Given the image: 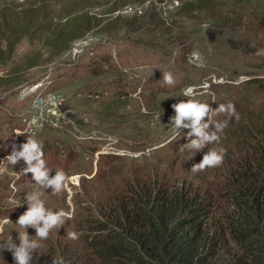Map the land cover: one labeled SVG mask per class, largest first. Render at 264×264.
I'll return each instance as SVG.
<instances>
[{"label":"rangeland","instance_id":"1","mask_svg":"<svg viewBox=\"0 0 264 264\" xmlns=\"http://www.w3.org/2000/svg\"><path fill=\"white\" fill-rule=\"evenodd\" d=\"M177 1L168 7L161 0H0V168L6 169L0 172V242L23 231L15 223L26 205L10 201H23L30 189L42 193L46 207L70 214L33 252V258L52 261L63 250L85 253L99 205L132 184L162 182L171 171L181 182L203 155L191 156L184 134L174 136L168 125L172 105L188 86L213 110L231 103L251 128L264 122V55H257L264 52V0ZM197 3L206 9L193 11ZM81 30L87 31L56 51ZM193 51L205 67L188 62ZM165 72L172 73L173 85L163 82ZM36 84L54 93L39 94L42 100L63 98L57 127H28L33 94L19 97ZM227 118L212 115L232 136ZM27 135L42 142L51 174L58 168L69 178L59 196L37 188L22 160L12 166L5 159ZM26 231L35 236L31 227ZM0 264H14L9 251L0 253Z\"/></svg>","mask_w":264,"mask_h":264},{"label":"trees","instance_id":"2","mask_svg":"<svg viewBox=\"0 0 264 264\" xmlns=\"http://www.w3.org/2000/svg\"><path fill=\"white\" fill-rule=\"evenodd\" d=\"M205 9L197 3L193 11ZM227 119L235 132L213 145L226 152L219 167L187 170L181 182L171 171L162 182L132 184L99 205L85 253L63 250V264H264V122Z\"/></svg>","mask_w":264,"mask_h":264},{"label":"clouds","instance_id":"3","mask_svg":"<svg viewBox=\"0 0 264 264\" xmlns=\"http://www.w3.org/2000/svg\"><path fill=\"white\" fill-rule=\"evenodd\" d=\"M257 55H264V52L258 51ZM188 62L194 64L195 67H205L204 58L198 51H193ZM215 79V78H214ZM247 77H241V80H246ZM162 80L165 84L173 85L175 80L171 72L163 73ZM222 82V81H220ZM206 87V85H205ZM199 93L195 86H188L183 89L177 103L172 105L174 114L169 119L171 130L175 135L183 133L187 139V143L183 146L191 151V156L197 152H201L205 148L207 151L203 153L199 163L192 166L191 170L203 171L207 168L219 167L224 160L226 154L225 149L218 145L220 134L226 127V122H217L212 120V115L217 113H226L229 118L239 119L235 107L231 103H221L213 110L208 102H202L197 99ZM23 99V97H20ZM45 105H51L55 108L63 103L62 97L55 95L47 96L43 101ZM44 110L41 109V112ZM50 114L55 115L51 109ZM43 119V116H33L28 122V127L38 125V122ZM210 125L212 127H210ZM55 126V125H54ZM181 129H188L186 133ZM43 144L37 138L31 135L26 136V142L19 146L13 144L12 151L5 158L12 166L19 161H23L26 165L22 171L24 174L31 173L33 183L37 188L51 189V193L59 196L67 188L68 177L62 169H55L54 175L51 174L53 169L46 166L44 160ZM6 169L0 168V172ZM42 193L35 189H30L25 192L23 201L13 202L15 207L26 205V210L18 217L16 225L23 231H17L16 240L6 239L0 242V253L7 250L12 254L14 264H31L33 252L40 248L41 241L47 240L52 229H59L63 226L66 219H70V214L63 209H52L45 206L41 199ZM31 227L35 230V236H30L26 229ZM67 237L70 239H78L79 234L71 231L67 232ZM18 241V243H17ZM52 264H63L62 257L52 259Z\"/></svg>","mask_w":264,"mask_h":264},{"label":"built area","instance_id":"4","mask_svg":"<svg viewBox=\"0 0 264 264\" xmlns=\"http://www.w3.org/2000/svg\"><path fill=\"white\" fill-rule=\"evenodd\" d=\"M161 1H162V4L164 3L165 5H168V7H171L173 5H177L178 4L177 0H161ZM132 11H133V9L131 11H128V12H132ZM135 11H136V8H135ZM78 42L82 43L81 41H78ZM82 47L83 46L81 45V46H78V47L74 48V56H77L78 54L80 55V52L82 51ZM27 88L28 87H25V89H27ZM46 97L47 96H44V99ZM56 97H59V96L56 95ZM42 101L37 103L36 106H33L30 109V114L28 115V117H31V119H32L33 116H43V119L40 121L41 127L42 126H49V127H53V128L57 127L59 122H60V118H61L60 117V108H59L61 104L57 105L55 108H52L51 105H45V104L42 103ZM41 109H43L44 111L41 112ZM49 109H51L52 112L55 113V115L50 114ZM31 119H30V121H31Z\"/></svg>","mask_w":264,"mask_h":264},{"label":"bare ground","instance_id":"5","mask_svg":"<svg viewBox=\"0 0 264 264\" xmlns=\"http://www.w3.org/2000/svg\"><path fill=\"white\" fill-rule=\"evenodd\" d=\"M125 8H129V7L125 6L124 9ZM39 88H40V84H36V85L30 86L27 89L24 88L26 92L22 95L23 99L27 95L33 94L32 97H31V100H30L29 108H30L31 104H32V107H33V106H36L37 103L41 102L42 99H41L39 94H41V95L54 94V93H51V92H44V89H39ZM20 93H21V91H20ZM20 93H19V95H20ZM19 99H20V97H19ZM37 126L41 127L40 121L38 122ZM113 154H115V153H113Z\"/></svg>","mask_w":264,"mask_h":264}]
</instances>
